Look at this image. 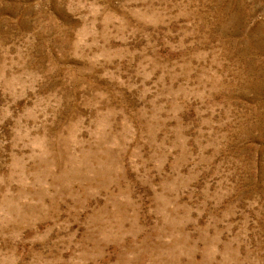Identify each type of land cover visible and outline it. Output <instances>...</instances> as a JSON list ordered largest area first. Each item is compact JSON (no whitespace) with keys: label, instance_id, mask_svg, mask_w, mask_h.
Wrapping results in <instances>:
<instances>
[{"label":"rangeland","instance_id":"rangeland-1","mask_svg":"<svg viewBox=\"0 0 264 264\" xmlns=\"http://www.w3.org/2000/svg\"><path fill=\"white\" fill-rule=\"evenodd\" d=\"M0 264H264V0H0Z\"/></svg>","mask_w":264,"mask_h":264}]
</instances>
